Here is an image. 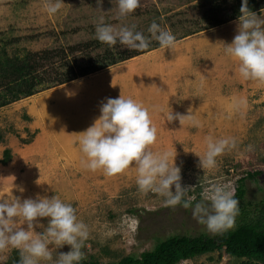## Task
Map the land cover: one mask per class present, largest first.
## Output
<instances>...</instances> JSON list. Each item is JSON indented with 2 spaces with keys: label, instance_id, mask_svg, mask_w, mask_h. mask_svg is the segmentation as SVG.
<instances>
[{
  "label": "rangeland",
  "instance_id": "374dc122",
  "mask_svg": "<svg viewBox=\"0 0 264 264\" xmlns=\"http://www.w3.org/2000/svg\"><path fill=\"white\" fill-rule=\"evenodd\" d=\"M45 4L46 0H0V54L21 59L30 53L42 58L43 51L49 52L46 60L37 58L40 65L32 72L43 77L38 91L0 105V196L23 200L39 194L70 202L89 229L82 260L104 263L138 256L171 235H213L192 216L191 207L166 206L159 194L142 192L134 164L114 175L83 166L81 132L99 117L107 98L121 95L149 108L157 129L150 147L176 153L180 183L191 186L185 199L200 201L211 183L229 185L236 196L243 178L245 194L238 199L236 224L244 218L264 221V81L243 79L223 47L236 34L241 0H140L139 7L122 18L117 0H103L99 6L96 0H64L54 15L45 11ZM248 7L264 17V0ZM234 13L235 18L210 25L212 17L224 19ZM100 17L115 28L135 25L148 37L147 29L155 21L174 34L175 43L161 48L152 39L144 50L119 42L109 46L96 39ZM140 51L118 60L121 54ZM113 57L117 62L108 64ZM94 67L100 69L57 84L64 75ZM2 95L0 88V104ZM206 137L237 142L216 158L214 169L200 166ZM40 222L34 230L43 232L47 218ZM48 247L53 261L70 249ZM0 255L7 257L6 264L19 260L16 249ZM178 264L260 263L214 251Z\"/></svg>",
  "mask_w": 264,
  "mask_h": 264
},
{
  "label": "clouds",
  "instance_id": "9594fccd",
  "mask_svg": "<svg viewBox=\"0 0 264 264\" xmlns=\"http://www.w3.org/2000/svg\"><path fill=\"white\" fill-rule=\"evenodd\" d=\"M103 0H96L97 6ZM64 0H46L45 11L56 14ZM140 0H117L118 16L126 17L139 7ZM237 31L230 43L223 44L224 53L237 63L239 75L245 79L264 81V17L248 7V0H241L237 17ZM151 37L135 30V25L119 28L104 22L100 17L96 24V39L109 46L119 42L129 49H147L151 40L161 48L175 43L174 34L153 21L147 29ZM180 115L177 114L178 118ZM169 121L174 119L169 113ZM193 126L199 122L189 117ZM78 143L84 154L83 166L88 170L102 169L106 175L123 172L130 165L136 167V184L142 192H153L164 198L166 206L191 207L192 216L203 223L212 234H220L236 227L239 200L229 185L211 183L204 189L200 201L185 199L191 186H182L180 167L175 163V152L153 151L150 146L157 139L149 108L131 97L119 95L107 98L100 106V115L86 130L81 132ZM231 137L214 139L206 137V149L199 157L200 166L214 169L217 157L236 146ZM40 218H47L43 232ZM89 236L88 226L76 215L70 202L58 196L35 198L0 196V252L16 249L17 264H41L53 261L49 244L56 248L70 246L60 252L53 264H79L84 258L83 242ZM6 256L0 255V264H6Z\"/></svg>",
  "mask_w": 264,
  "mask_h": 264
},
{
  "label": "trees",
  "instance_id": "16d2710c",
  "mask_svg": "<svg viewBox=\"0 0 264 264\" xmlns=\"http://www.w3.org/2000/svg\"><path fill=\"white\" fill-rule=\"evenodd\" d=\"M254 0H248V3ZM237 13L229 14L224 19L212 17L210 25L216 26L237 16ZM124 54L118 60L129 58L135 54ZM49 52L43 51L42 58L36 57L35 53H30L24 58L0 54V88L3 90L1 97L4 105L9 100H16L34 94L38 90L36 87L43 80L35 72L36 66L41 59H47ZM36 57V59H35ZM117 60L110 58L108 64L116 63ZM107 64V65H108ZM98 67L92 69H81L79 72H71L57 79V84H62L74 78L84 76L97 71ZM250 175V174H247ZM245 194L243 178L240 179L237 187L236 198L241 199ZM223 251L229 256L236 258H246L251 261L264 264V221H253L242 219L236 224L234 229H230L220 234L206 236L199 234L171 235L155 243L152 249L140 253L138 256L127 255L117 261L99 262L98 260H81L79 264H178L182 260L193 258L199 254Z\"/></svg>",
  "mask_w": 264,
  "mask_h": 264
}]
</instances>
